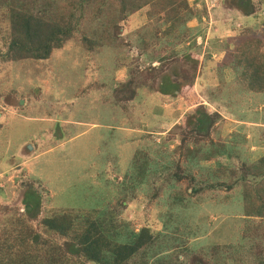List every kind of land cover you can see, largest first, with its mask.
Masks as SVG:
<instances>
[{"label": "rangeland", "instance_id": "obj_1", "mask_svg": "<svg viewBox=\"0 0 264 264\" xmlns=\"http://www.w3.org/2000/svg\"><path fill=\"white\" fill-rule=\"evenodd\" d=\"M188 1L195 11L189 15L186 31L180 38L167 37L162 34L167 24L161 25L145 37L146 53L141 54L137 41L126 35L130 24L124 22L118 53L109 46L87 53L81 43L72 41V47L57 49L47 59L0 58V245L19 244L4 228L9 219L24 215V182H32L41 195L42 209L107 207L131 229L147 225L161 233L159 241L169 244L175 239L177 249L189 255L185 264L201 246L207 250L218 244V253L226 256L232 244L243 241L241 234L264 236V217L245 216L242 180L237 176L241 164L264 155V91H247L233 81L232 68L218 69L235 40L264 37V0ZM146 22L142 11L139 23ZM4 50L0 40V55ZM187 53L198 61L195 101L162 98L158 75L155 90L140 87L132 103L122 102L126 91L122 84L136 85L153 66L192 71L188 62L183 63ZM162 57L166 59L160 64ZM185 77L177 78L186 84L190 76ZM209 92L218 100L210 102ZM197 107L209 115L217 113L216 121L200 133L192 123ZM124 111H133L136 117L125 118ZM179 123L181 128H172ZM125 125H131L130 132L115 128ZM182 136V142L188 141L187 156L186 148H180ZM211 142H224L230 149L210 160L201 158ZM144 158L146 171L136 176L133 163L142 166ZM217 169L220 172L213 176ZM176 174L182 177L170 188L169 179ZM235 179L233 186L224 183ZM198 182L212 187L187 195L192 183L200 188ZM260 184L264 190V181ZM123 186L127 194L121 198ZM176 190L185 201L176 203ZM37 219L31 226L38 230ZM18 244L0 258L10 254L15 256L11 262H16L22 256Z\"/></svg>", "mask_w": 264, "mask_h": 264}, {"label": "trees", "instance_id": "obj_2", "mask_svg": "<svg viewBox=\"0 0 264 264\" xmlns=\"http://www.w3.org/2000/svg\"><path fill=\"white\" fill-rule=\"evenodd\" d=\"M233 5L238 9L245 8L237 3ZM142 11H145L147 17V22L144 24L139 23ZM193 11L194 8L187 0H0V40L5 49L0 58L2 61L47 59L57 49L66 45L72 47L70 46L72 41L81 43L87 53L100 51L106 46L115 47L118 53V49L123 45L124 37L120 36V31L124 22L130 24L126 28L128 30L126 35L137 41L142 54L148 52L145 37L152 36L161 25L167 24L162 30L164 36L180 38L179 35L186 31V22ZM174 30L178 31L177 34H172ZM240 37L238 35L237 39ZM242 37L240 40H235L233 50L225 53L218 69L232 68L234 82H238L247 91L263 92V34ZM183 58L184 65L188 62L193 67L192 71L179 69V66L177 68L173 65L166 67L172 70H161L164 64L157 69L153 66L147 69L149 76L136 85L131 82L122 84L123 89L126 90L122 102L132 103L140 87L146 86L151 92L155 90L153 82L157 80L158 75L159 90L158 88L157 90L162 92V98L172 99L179 96L184 101H189L190 97H193L192 100L195 101L193 84L197 75L198 61L190 58L189 53ZM158 59L161 64L166 58ZM185 75L190 76L189 82L187 81L186 84L179 82L177 77L185 79ZM219 76L218 73V78ZM209 96L207 98L210 102L218 100V95L214 96L213 92H209ZM145 111V109L141 110V114ZM215 113L216 111L209 115L202 111L201 107L196 108L193 114L195 121L192 123L199 133L216 121L217 113ZM121 115L131 120L136 117L133 111H124ZM146 123L151 122L146 120ZM173 127L177 130L181 128V123L179 126L173 124ZM182 139L183 136L180 148L183 146L186 148L184 155L187 156L188 141L182 142ZM209 148H203L201 158L213 159L217 154L229 150L230 146H226L225 149L224 142H211ZM141 163L144 164L141 166L133 163L136 176L146 171L148 161L144 158ZM241 166L237 169V176L242 180L240 190L246 201L245 216L263 218L264 190L260 183L264 181V155L256 162L243 163ZM217 171L213 172V176L220 172L218 169ZM182 175L191 176L189 173ZM182 175L176 174L170 177V188L177 186L176 181L180 180ZM123 176L127 175L124 173ZM257 178L259 181L262 178V182L251 183ZM236 181L235 179L233 182L224 183L233 186ZM191 186H193L192 192L186 191L187 195L205 187H212L201 182H198L199 189L193 183ZM21 188L24 192L22 198L24 215L16 220L9 219L6 223L8 226L4 228L6 235L11 236L13 233L19 244L13 242L8 245L3 242L0 245V254L5 251H15V246L18 244L22 256L18 257L16 262H11L15 256L9 254L6 258H0V264H185V258L189 256H184L188 254L185 253L187 250L177 249L179 244L175 239L170 240L169 244L159 241L161 233L153 231L147 225L137 231L131 229L125 220L118 218L107 207L103 210L69 207L42 209L41 195L33 183L24 182ZM176 192L178 193L175 195L176 203L185 201V197L180 195L179 191ZM126 194L123 186L119 196L122 198ZM39 212L42 214L39 215ZM35 219L38 230L31 226V221ZM241 237L243 241L232 244L226 256L218 253L221 248L218 244L212 245L207 250L204 249L205 246H201L191 254L189 263L228 264L232 261L238 264L240 261V264H264V236L244 233ZM247 239L252 240V243ZM175 249L178 253L173 252ZM188 252L190 253V250ZM217 255L220 257L218 258Z\"/></svg>", "mask_w": 264, "mask_h": 264}, {"label": "crops", "instance_id": "obj_3", "mask_svg": "<svg viewBox=\"0 0 264 264\" xmlns=\"http://www.w3.org/2000/svg\"><path fill=\"white\" fill-rule=\"evenodd\" d=\"M210 5V4H209ZM197 41H200L201 42V40L200 39H198ZM199 42V44L198 45H200L201 43ZM116 127H118V128H120V129H123V130H127V132H130L131 131V125H125V126H116ZM138 131H140V130H138Z\"/></svg>", "mask_w": 264, "mask_h": 264}, {"label": "clouds", "instance_id": "obj_4", "mask_svg": "<svg viewBox=\"0 0 264 264\" xmlns=\"http://www.w3.org/2000/svg\"><path fill=\"white\" fill-rule=\"evenodd\" d=\"M187 1H188V0H187ZM188 3H189V1H188ZM195 4H196V3H195ZM189 5H190V3H189ZM197 5L200 6V3L197 2ZM207 6H208V5H207ZM153 62L156 63L155 61H153ZM115 128H118V127L115 126ZM119 129H120V128H119Z\"/></svg>", "mask_w": 264, "mask_h": 264}]
</instances>
